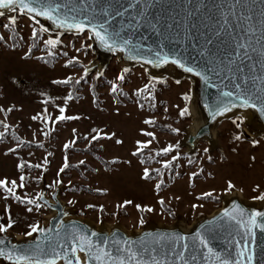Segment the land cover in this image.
I'll list each match as a JSON object with an SVG mask.
<instances>
[{"label":"rangeland","instance_id":"1","mask_svg":"<svg viewBox=\"0 0 264 264\" xmlns=\"http://www.w3.org/2000/svg\"><path fill=\"white\" fill-rule=\"evenodd\" d=\"M37 26L20 13L0 16V180L7 187L16 182L15 195L0 186V225L11 223L23 236L51 213L35 199L45 176L48 193L61 180V197L79 216L131 230L155 220L191 224L220 208L232 190L263 200L264 133L247 126L245 113L221 121L215 146L204 139L188 153L183 138L195 121L190 78L154 76L117 57L87 74L85 66L96 54L86 31L62 36L45 31L39 49L28 55ZM13 28L19 47L12 44ZM48 39L60 42L49 46ZM50 51L57 57L48 65L38 56ZM60 79L79 81L81 97ZM184 108L190 115L180 114ZM61 115L76 119L59 120Z\"/></svg>","mask_w":264,"mask_h":264},{"label":"water","instance_id":"2","mask_svg":"<svg viewBox=\"0 0 264 264\" xmlns=\"http://www.w3.org/2000/svg\"><path fill=\"white\" fill-rule=\"evenodd\" d=\"M45 3L58 7L59 15L67 17L69 22L88 25L83 31L90 33L96 60L85 66L87 74L117 57L121 63L139 65L154 76L192 80L194 129L183 138L188 153L194 152L204 139L215 146L221 121L242 112L247 115L246 124L253 132L264 133V0H45ZM0 11H4L3 16L20 13L32 18L33 15L20 11L19 5L16 11ZM33 21L51 34L83 33L60 28L43 16H36ZM93 25H104L116 46L105 47L96 39L90 30ZM157 56L170 60L166 64L158 63ZM149 60L153 63H148ZM172 60H179L185 68ZM187 67L194 71L188 72ZM240 93L256 107L236 106L222 111L230 102L239 105ZM43 185L35 199L51 213L36 224L41 231L31 230V235L23 236L10 228L0 232V249L14 257L30 259L17 262L0 256V264H36L37 261L43 264L56 253L60 254L56 256V264H67L61 258L65 253L73 264L76 256L80 264H102L94 259L96 255H101L108 264H119L121 260L127 264V249L136 253L131 264L136 261L140 264L154 261L235 264L244 243L253 256L250 264H264V230L256 228L253 234H247L238 223L241 212L245 221L252 213L264 212V199L249 200L241 192L232 190L220 208L201 215L191 224L183 220L174 224L155 220L131 230L118 222L97 223L76 214L61 197L64 188L61 180L56 181L50 193L47 176L43 178ZM201 240L207 241L206 246ZM84 246L91 247V252L87 247L80 251ZM72 247L77 248L76 253L71 251ZM104 253H110L113 259L109 261Z\"/></svg>","mask_w":264,"mask_h":264},{"label":"snow or ice","instance_id":"3","mask_svg":"<svg viewBox=\"0 0 264 264\" xmlns=\"http://www.w3.org/2000/svg\"><path fill=\"white\" fill-rule=\"evenodd\" d=\"M19 5V9L22 12H26L28 14H33L32 15V19L36 20V16H43L46 17L49 20H52L53 22H55L60 28H66V29H77L79 31H83L86 27H88V25H85L83 23H72L69 22V19L67 17L62 18L59 15V9L58 7H53L49 4L45 3V0H0V9H10L11 11H16V6ZM5 13L4 11H0V16H3ZM10 22L11 24H15L16 23V17L12 16L10 18ZM37 23H39V21H36ZM9 25H5V27H8ZM44 31H47V29H43ZM90 30L92 31V33L94 34V37L96 39H98L102 44H104L105 47L108 48H114L116 45L113 42V37L109 34H106V31L104 29V25H99V26H91ZM37 32L36 29L33 30V36H36ZM2 38V37H0ZM60 41L58 39H48L46 41V44L49 46H55L59 43ZM125 44H127V42H124ZM241 47H249V45H242ZM170 60V58L168 57H159L157 56L156 61L158 63H168ZM171 62L178 64L181 68H185V65L183 63H181L179 60H172ZM69 64L72 63V61L68 62ZM148 63H153L152 60H149ZM186 70L188 72H193L194 69L192 67H187ZM128 69H124V72H127ZM196 75H201L200 72H196ZM120 80L124 79V76L121 75L119 76ZM205 79H207V77H205ZM69 80H65L64 83H69ZM77 83H79V81H77ZM113 92L117 91V86H113L112 89ZM226 96H230V93H226ZM72 97L69 96V99H71ZM185 99L188 100L190 99L189 96H185ZM237 99L241 100V103L239 105H235L232 104L231 102L229 103L228 107H225L222 111H230L232 107H256L255 104H249V101L247 98H245V94L244 93H240L237 95ZM64 109H61V112L63 113ZM262 111H264V109H262ZM182 116L184 115H190V112L188 110V108H184L181 110L180 113ZM222 114V112H221ZM59 120H64V119H76V117H66L64 115H61L59 118ZM146 123H152L151 120L146 121ZM95 131V130H94ZM2 135V134H0ZM147 135L149 136H153V133L149 132L147 133ZM98 136H93L92 139L95 140L97 139ZM240 137L237 136L236 139H239ZM75 141H72L71 143H74ZM119 143V141H118ZM150 143V141L148 142ZM69 145H65V148H67ZM144 147H147V144H144ZM142 149H138V151H141ZM171 146H169V148L164 149L165 152L171 151ZM175 159V157L173 158ZM81 163H83V161H81ZM171 163V162H169ZM20 167H24L23 164L20 165ZM38 167V166H37ZM68 165L67 163L64 165V168H67ZM64 168H61L60 171H63ZM150 177V173L148 169H145L144 171V178H149ZM21 180H23V177H21ZM13 187H7L8 185V181L6 180H0V186H4L6 188V190L15 195L14 192V188L16 186V182L12 181L11 182ZM21 187H23V185H20ZM157 187H159V185H157ZM232 187H234L233 185H231V183H229V189H231ZM205 195L210 196L211 193H206ZM42 199V196L39 197ZM261 199H264V197H260ZM17 199H20L19 197H17ZM28 203H36L35 200H28ZM131 201H126L125 204H130ZM161 204L164 203L163 200L160 201ZM37 207H39V205H37ZM139 207V206H137ZM29 211H31L32 209H28ZM147 211H152V209H147ZM225 215H229V213L227 211H225ZM244 213L241 212V219L238 221L239 225L241 228L245 229L247 234H253L254 230L256 228H260L261 230H264V221H258V218H264V212H255L252 213L248 216L247 220L245 221L243 219ZM232 219H236L235 216L231 217ZM141 223H143V221H141ZM11 223H9L7 226L4 225H0V232H5L7 231V228L11 227ZM37 231H41V229H39L38 227H33L32 228V232H37ZM32 232L27 233V235H31ZM86 239V238H85ZM75 243V242H74ZM81 243H83V241H81ZM127 243V242H125ZM202 245L207 244V241L201 240ZM87 247V250L89 252H91V247L88 246H84V247H80V251H85ZM186 247V246H185ZM249 246L247 243H244L243 249L240 252V259L235 261V264H250V262L253 259V256L250 254L249 250H248ZM71 251L73 253H76L77 248L76 247H72ZM126 251H128L129 253V261L127 262V264H131V260L136 256L135 252H132L130 249H127ZM208 251L211 253L212 249H208ZM60 254L56 253L52 256V258L48 261L43 262V264H56V256H58ZM0 256H6V258L8 260H13L15 259L17 262H19L20 260H29L30 258L27 256H16L14 257L11 253H6L3 249H0ZM104 256L108 257V260L111 261L113 258L111 256L110 253H104ZM61 258H64L67 260V264H73L72 259H69L67 257V253H65ZM95 260L98 261H102V264H108V261H103V257L101 255H96L94 257ZM76 260V264H80V260L79 257L76 256L75 257ZM36 264H41L40 261H37ZM119 264H126V262L124 260L119 261ZM136 264H140L139 261H136ZM153 264H159V261H154ZM223 264H228L227 261H224Z\"/></svg>","mask_w":264,"mask_h":264},{"label":"trees","instance_id":"4","mask_svg":"<svg viewBox=\"0 0 264 264\" xmlns=\"http://www.w3.org/2000/svg\"><path fill=\"white\" fill-rule=\"evenodd\" d=\"M12 27H14V26H12ZM11 31H13V35L11 37L12 44H14V46H16V47H19L20 44H18V38H17V35H16L15 28H13ZM36 32H37V35L36 36H32V43H33L32 50L30 51L31 53H28V55L32 54L33 49L34 50L39 49V47H40V43L39 42L43 39L44 35H46L45 31L42 30L39 26L36 27ZM50 52H51L50 55H48L47 52H45L44 54L39 55L40 57L38 55L37 56L44 63H47L48 65H51V64H53V62L56 61L57 55H56V52H54V51H50ZM59 81H62L63 84L71 85V94H74L76 98H80L81 97V94L76 92L77 88L80 86V82L77 83V81H74L73 79L69 80L70 81L69 83H64L65 80H61V79ZM97 99H98V97L96 96V99H95L96 102H97Z\"/></svg>","mask_w":264,"mask_h":264},{"label":"bare ground","instance_id":"5","mask_svg":"<svg viewBox=\"0 0 264 264\" xmlns=\"http://www.w3.org/2000/svg\"><path fill=\"white\" fill-rule=\"evenodd\" d=\"M96 58V57H95ZM192 128L194 129V123H193V126H192Z\"/></svg>","mask_w":264,"mask_h":264}]
</instances>
